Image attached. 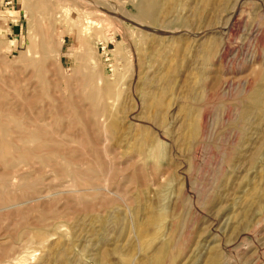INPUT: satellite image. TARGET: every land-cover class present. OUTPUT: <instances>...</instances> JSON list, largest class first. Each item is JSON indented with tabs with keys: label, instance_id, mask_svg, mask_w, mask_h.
Masks as SVG:
<instances>
[{
	"label": "rangeland",
	"instance_id": "374dc122",
	"mask_svg": "<svg viewBox=\"0 0 264 264\" xmlns=\"http://www.w3.org/2000/svg\"><path fill=\"white\" fill-rule=\"evenodd\" d=\"M13 1L0 264H264V0Z\"/></svg>",
	"mask_w": 264,
	"mask_h": 264
},
{
	"label": "bare ground",
	"instance_id": "6f19581e",
	"mask_svg": "<svg viewBox=\"0 0 264 264\" xmlns=\"http://www.w3.org/2000/svg\"><path fill=\"white\" fill-rule=\"evenodd\" d=\"M129 2V0H128ZM131 2H133V4L135 5L138 13H139V17H141L142 19L146 18V17H150L151 14H152V11L154 9V7L156 6V3H157V0H137L135 2V0H131ZM132 4V3H131ZM195 96V95H194ZM7 104V103H6ZM5 104V105H6ZM9 105V104H8ZM7 108V106H6ZM11 108V107H9ZM13 109V108H12ZM12 109L10 111H12ZM51 109V108H50ZM7 110V109H6ZM2 111V110H1ZM15 111V109H14ZM13 111V112H14ZM15 113V112H14ZM17 112L15 115H13L12 117H10L9 119H5L6 122H2L1 119H0V131L2 130V132H0V149H2L3 151H5L4 153H9L13 156L15 155H28L30 157H36V156H40L42 157V160L43 159H46L48 156L46 155H41V152L40 150L45 151V147H46V143H44L45 141L47 140H50L48 139L46 135H43L42 133V130L43 128L41 127L42 125L40 124H37L35 123L34 121H32L33 119H31V121H29L27 119V124L26 126H22L20 127L19 125L18 126H15V127H12L11 124H10V121L13 119V121H18L19 119L17 118ZM4 116V115H3ZM43 117V115H42ZM7 118V117H6ZM9 120V121H8ZM41 120V119H40ZM17 123V122H16ZM41 128V129H40ZM39 131L41 132V134L39 133ZM44 131V130H43ZM38 134V135H37ZM36 141L39 142L37 144H35L34 146H28L30 144H17V142H21L19 141L20 139L23 140V142L25 141L26 142H30V141H33L34 138H36ZM33 138V139H32ZM52 140V139H51ZM54 141V140H53ZM35 142V141H33ZM49 143V142H48ZM52 143V142H51ZM57 148V147H56ZM47 150V149H46ZM57 151V149H54ZM53 151V150H51ZM50 151V152H51ZM52 153H56L55 151L52 152ZM60 153V152H59ZM9 157V156H8ZM28 158V157H27ZM29 159V158H28ZM41 160V159H40ZM26 162V161H25ZM29 163V162H28ZM31 164H33L32 162H30ZM29 163V165H31ZM27 164V163H26ZM29 167V166H28ZM32 169V167H31ZM28 171V170H27ZM30 171V170H29ZM39 171V170H38ZM2 183V182H1ZM0 183V184H1ZM6 183V182H5ZM9 184V183H8ZM7 184V186H8ZM0 187H2L0 185ZM3 190V188H1ZM5 199V198H4ZM3 200V199H2ZM1 200V202H2ZM24 201V200H23ZM35 201V200H34ZM0 202V204H1ZM4 202V201H3ZM25 202V201H24ZM28 202V201H27ZM26 203V202H25ZM29 203H30V200H29ZM11 204V203H10ZM16 204V202L14 203ZM9 205V207H13V206H16V205ZM19 205V204H18ZM161 255L162 253H166V248L163 247V249H161ZM159 255V254H158ZM215 256V255H213ZM159 257V256H158ZM161 257V256H160ZM217 259V258H216ZM215 259V260H216ZM214 260V259H213ZM212 261V260H211ZM209 264V263H208ZM210 264H214V261L211 262Z\"/></svg>",
	"mask_w": 264,
	"mask_h": 264
},
{
	"label": "built area",
	"instance_id": "2783aa9c",
	"mask_svg": "<svg viewBox=\"0 0 264 264\" xmlns=\"http://www.w3.org/2000/svg\"><path fill=\"white\" fill-rule=\"evenodd\" d=\"M13 0H5L4 2V6L5 7H10V9H14V4H13Z\"/></svg>",
	"mask_w": 264,
	"mask_h": 264
}]
</instances>
